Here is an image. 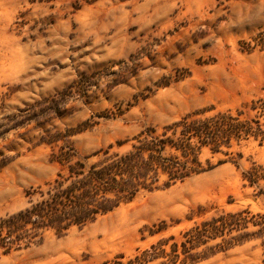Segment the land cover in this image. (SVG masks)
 I'll return each instance as SVG.
<instances>
[{"label":"rangeland","instance_id":"374dc122","mask_svg":"<svg viewBox=\"0 0 264 264\" xmlns=\"http://www.w3.org/2000/svg\"><path fill=\"white\" fill-rule=\"evenodd\" d=\"M254 103L264 111V0H0V220L100 150L204 109L251 118ZM199 161L205 172L0 264H103L222 213L260 221L264 143L204 147ZM200 264H264V238Z\"/></svg>","mask_w":264,"mask_h":264},{"label":"trees","instance_id":"16d2710c","mask_svg":"<svg viewBox=\"0 0 264 264\" xmlns=\"http://www.w3.org/2000/svg\"><path fill=\"white\" fill-rule=\"evenodd\" d=\"M257 115L242 118L230 112L203 116L209 109L184 116L181 120L158 130L148 128L132 140L118 143L130 148L112 152L113 146L88 157L95 161L69 166L67 175L59 178L47 190L29 192V205L20 212L0 220V259L14 252L40 244L47 232L58 235L73 227L95 222L123 204L133 202L142 191L166 189L205 172L199 155L204 147L213 153L232 142L253 139L262 146L264 111L256 103L251 108ZM69 158L61 156V161ZM64 163V162H63ZM166 178L162 186L161 180ZM248 212L222 213L195 225L182 233V240L162 238L149 249L126 259L120 255L103 264H200L255 238H264V215L260 221L249 218ZM249 223L260 227L249 233ZM160 227L152 231L157 235Z\"/></svg>","mask_w":264,"mask_h":264},{"label":"bare ground","instance_id":"6f19581e","mask_svg":"<svg viewBox=\"0 0 264 264\" xmlns=\"http://www.w3.org/2000/svg\"><path fill=\"white\" fill-rule=\"evenodd\" d=\"M91 233V232H90Z\"/></svg>","mask_w":264,"mask_h":264}]
</instances>
